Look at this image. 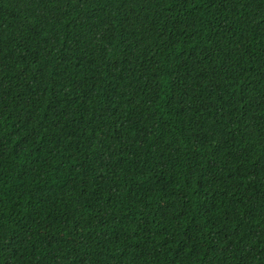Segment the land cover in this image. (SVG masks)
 Masks as SVG:
<instances>
[{"label": "trees", "instance_id": "16d2710c", "mask_svg": "<svg viewBox=\"0 0 264 264\" xmlns=\"http://www.w3.org/2000/svg\"><path fill=\"white\" fill-rule=\"evenodd\" d=\"M0 264H264V0H0Z\"/></svg>", "mask_w": 264, "mask_h": 264}]
</instances>
